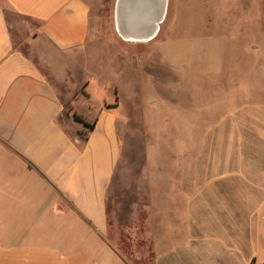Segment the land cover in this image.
<instances>
[{
	"label": "crops",
	"instance_id": "obj_1",
	"mask_svg": "<svg viewBox=\"0 0 264 264\" xmlns=\"http://www.w3.org/2000/svg\"><path fill=\"white\" fill-rule=\"evenodd\" d=\"M218 1L219 11L229 0ZM172 2L110 0L97 36L91 0H0V264H146L144 252L151 264H264V56L248 63L240 47L264 45V0H233L249 31L232 40L209 0H174L171 13ZM227 43L239 46L233 69L219 52ZM92 63L109 78L128 64L141 92L154 82L174 92L177 79L189 93L179 118L144 99L163 132H182L145 143L146 250L126 228L110 238L108 196L133 116L114 82L93 104L80 77ZM207 77L218 78L212 99L198 88ZM74 113L94 124L87 141Z\"/></svg>",
	"mask_w": 264,
	"mask_h": 264
},
{
	"label": "rangeland",
	"instance_id": "obj_2",
	"mask_svg": "<svg viewBox=\"0 0 264 264\" xmlns=\"http://www.w3.org/2000/svg\"><path fill=\"white\" fill-rule=\"evenodd\" d=\"M91 1L93 2V28L95 29L97 36H102L105 27V21L109 20L110 16V0H108V3L105 4L104 0H97V2L99 3L95 2L94 0ZM219 3L220 2L218 0H209L208 16L214 22L219 20L221 17H225L227 23L226 26H224V36L226 38H229L226 40H232V38H235L237 33L245 34L249 31V16L245 18V15L247 14L246 12L244 14L241 13L240 16L239 14L235 13L233 0H229L221 4L218 11L216 9V6L219 5ZM221 8H227V12L222 13ZM174 9L175 5L173 0L171 4V13L174 11ZM258 18L255 22L256 34L261 32V22ZM236 21H242V23L237 24ZM215 24L217 30L218 23ZM217 37L219 36L212 35L211 41H214ZM238 47L239 46H234L230 43L219 45V52L224 55L225 60L227 59V61H229V67H227L226 63L225 68L233 69V66L230 65L232 60L231 57L232 55L238 53V51L235 50V48L238 49ZM240 47L243 50V53H245L246 61L248 63H251L250 61H252L253 56L254 59H256V63H261V59H263L264 56V45H259V48H257L256 50L252 49V45H242ZM101 55L102 54H99L98 57L100 58ZM53 61L62 65V61L56 58H53ZM65 62L66 61L64 60L63 64ZM110 62L111 64L116 65V62H113V59L112 61L110 60ZM75 63L76 65L80 66H85L86 64L88 66V63L83 58H77ZM97 65L98 64H96V66L94 67L92 63L89 66L90 72L87 75L84 72L80 73L81 79L85 78L87 80H90L89 94L91 95V101L93 102V104L96 105L97 103H99V101L102 100V98H104V96H107V93L109 92L108 90L110 89L111 84L114 82L113 84L118 86L121 92L124 113L129 116H133V123L131 122L127 126L124 154L118 165L108 196L109 224L111 235L110 238L113 243L120 242L118 235L123 231V228H126L132 235L133 246L137 245V249L146 250L147 244L150 243V231L146 223L147 217L145 211V207L148 201L146 196L145 183V143L148 140L149 143L147 145L150 144L151 146L152 144H157L163 138H165L163 134L168 135L166 137L167 141L164 139L167 143L168 139L170 140L169 133L171 135V138L175 140V138H177V135L181 134L182 132H180L178 129L172 130V132H163L162 130L164 126L154 123V111H151V109H145L151 107H149V105L145 106L144 99L145 97L149 98V96L152 97L150 101H152L154 98L157 99L156 105L159 106L163 113L173 115V118H179L182 115V111L179 110L175 105L179 104L180 102L184 103V99H186L189 93H186L183 90V87L177 82V79L176 81H172L169 79L168 82V84H170L169 86L174 87V92H160V86L162 85L156 82H154V86H146L150 89V93L141 92L140 88H136L135 86L138 84H143L144 78L136 76L135 72L128 67V64H121V66L126 70V74L123 77L118 76L115 78H109L107 75L105 76V74H101L99 72L101 68L99 69V66ZM227 73L231 74V72ZM224 78L226 77L220 76L219 82L221 80L223 82ZM147 79L150 81L148 77L146 78V80ZM217 79V77L204 78V80L202 81L203 84H200L198 87L202 88L203 93H207L209 99L213 98L212 86H214V84L212 83V81H216ZM59 89L63 92L65 90L64 87H59ZM64 95L65 92L63 96ZM65 112L71 115L74 110L66 107ZM202 126L206 125L199 124L196 127V134H194L195 140L199 136V132H197V130L199 129V127L202 128ZM66 129H68L67 126ZM143 254L144 256H148L146 264H151L152 254H146L145 252ZM140 264H143V260L142 262H140Z\"/></svg>",
	"mask_w": 264,
	"mask_h": 264
},
{
	"label": "trees",
	"instance_id": "obj_3",
	"mask_svg": "<svg viewBox=\"0 0 264 264\" xmlns=\"http://www.w3.org/2000/svg\"><path fill=\"white\" fill-rule=\"evenodd\" d=\"M73 118L76 122L83 124V126L85 127V129L82 131H79L78 134L83 141H87L88 136H89V132L94 129V124H90V123L85 122L80 116H78L75 113L73 114Z\"/></svg>",
	"mask_w": 264,
	"mask_h": 264
}]
</instances>
